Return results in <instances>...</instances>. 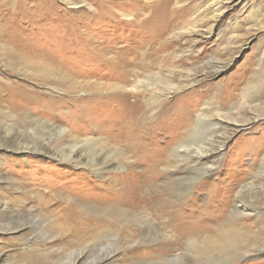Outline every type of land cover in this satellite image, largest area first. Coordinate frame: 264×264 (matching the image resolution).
Wrapping results in <instances>:
<instances>
[{
	"label": "rangeland",
	"instance_id": "1",
	"mask_svg": "<svg viewBox=\"0 0 264 264\" xmlns=\"http://www.w3.org/2000/svg\"><path fill=\"white\" fill-rule=\"evenodd\" d=\"M66 1L0 0V111L19 113L24 122L49 123V128L22 134L29 149L37 145L19 153L13 119L11 148L0 147V264H73L80 243L102 241L82 263L94 264L105 255L101 248L114 249L115 238L122 243L136 229L132 223L79 219V225L89 226L82 225L76 237L63 202L38 203L31 191L44 194L48 188L71 193L80 202L95 197L94 191L122 205L121 196L104 181L37 151L87 148L64 138L61 128L112 147L107 159L122 161L123 167L114 169L119 183L132 182L123 176L126 171L143 176L127 205L146 206L159 231L155 247H137L133 260L264 264V251L246 258L227 254L216 261L197 259L188 245L192 238L217 233L240 188L246 198L264 203V180L257 176L264 159V0H172L164 5L161 0H71L74 7ZM178 4H185L179 7L184 13L171 21ZM216 102L229 116L217 118L221 125L213 128L203 120L196 135L212 142L213 172L193 181L191 193L187 186L193 177L174 189L164 174L171 144L196 139L189 137L192 114ZM9 182L14 190L6 187ZM96 183L107 191L94 189ZM179 191L189 194L185 204L171 200ZM138 193L152 200L150 207ZM27 213L34 216L25 218ZM247 220L243 229L254 232L257 243L262 218ZM86 231L89 237L82 238Z\"/></svg>",
	"mask_w": 264,
	"mask_h": 264
},
{
	"label": "bare ground",
	"instance_id": "2",
	"mask_svg": "<svg viewBox=\"0 0 264 264\" xmlns=\"http://www.w3.org/2000/svg\"><path fill=\"white\" fill-rule=\"evenodd\" d=\"M170 1L172 0H161L160 4L161 5L168 4ZM66 4L72 7L77 5V3L71 0L66 1ZM184 5L178 4V8ZM183 13L184 12L182 11V8H179L176 10L175 13L169 16V20L173 21L178 16L180 17L181 14ZM218 71L219 70L216 71L217 74H219ZM260 100L261 98L255 99V101H258V102ZM192 115H194L193 119L195 120V123L192 127V133H190V136H189L190 138H194V137L196 138L199 135L197 133L201 129V125H203V120L205 122H208L209 125L206 123V126H209V127L211 126L213 128V127H217L221 125L218 122L217 118L229 116V115H226V113H224L223 110L220 109L219 103L217 102L215 103V105H213V107H211V105L208 107L207 105L205 109L200 110L199 113L192 114ZM13 119H14V123H15V120L17 122L14 129L19 131V134L17 133V131L15 133V135L18 137V140L16 141L19 146L17 147L16 145L18 149L17 150L15 149V152H19V151L27 152L29 150L35 149L37 143H34L32 146L33 148L29 149L28 145L30 144V141L29 140L26 141L24 138L26 135L22 136V134L28 133L29 130H35V129L40 130V128H44V127L49 128V123L47 121H39V119H33V120H30L29 122H24L21 120L19 113L18 114L17 113L6 114V113H2L1 111H0V120L2 122V127L0 129V147L2 148L4 147L5 149L11 148L9 146L12 143V140H11L12 133H10L11 131L9 130V126L11 125V121ZM60 134L65 136L64 138H67L72 143L83 142L84 144H87V148L84 150L82 149L83 152H76L75 150L66 152L64 150H60V151H57L56 149L51 150V148L49 147H46V148L40 147L38 148L37 151L39 152L42 151L44 153H47L51 157L58 158V160L63 163H68L70 165H73L74 168L77 167L78 169L83 170V172L85 171V173L90 174L94 179H96L97 182L104 181L105 183H107V185H109V187L114 188L115 192L121 196L122 205L118 203L120 201L118 202L115 201V199H113L111 196L105 197L106 199H101L100 198L101 194H98L97 192H94V191L90 193L96 195L95 197L86 195L87 198H90L88 202H86L85 199H84V202L82 201L80 202L79 200H76L73 197V195H71V193L68 194V193H63L61 191H56L52 193L50 191H47L48 188L46 192L42 191L44 192V194H39V192L34 189L31 191V193L34 195V197H37V201L40 204H47L53 201L63 202L65 204L63 207V211L66 215L67 220H69V222H72L70 226H72L71 228L73 229V234H75L76 237L78 236L80 232V227L82 225L89 226L88 222L86 224L81 222V225H79L78 224L79 222L77 223L79 219H83V220L89 219L90 221L100 219L103 222L116 221L119 223V225H123V224L126 225L129 223L136 225V229L131 233L129 232L130 236L126 238L122 243H119L120 241H117L116 238L114 239L115 240L114 249L113 248L106 249L105 247L101 248V250L105 252V255L98 258V260L95 261L94 264H115L116 262H119V264H147V263H143L142 261L133 260V255L131 254L135 251L137 247L147 246V247L154 248L155 247L153 246L154 244L153 242L155 241L154 237L156 236V233H158L159 231L158 230L159 226L156 220L152 217V215L148 211L149 209H147L146 206L144 205L137 206L138 204L136 202V205L132 206V208L128 207L130 204H132V199H133L130 194L133 193L132 192L133 190L139 191V188H140L139 183H141L143 176L141 177L139 175H136L133 172L126 171L123 176L131 179L130 181L132 182H122L121 181L122 183L121 182L119 183V181L116 179V176L114 175V169L115 168L120 169L122 166L121 164L122 161L118 159L114 161L112 159L113 157H111L109 160L107 159L108 155H110V153L113 151L112 147L108 148V147H105L99 144L100 139H92V138H89L88 136L76 137L73 133L69 132L68 129L66 130V129L61 128ZM203 140L204 139L201 140L199 138H196L190 141L179 140L178 142H174L173 144H171L173 147H172L171 152L168 154L169 157H171V160L169 161L170 166L168 168L166 167V170L164 169L165 170L164 174L167 176L166 181L169 184L174 185L173 186L174 189L180 187L179 184L181 183V181H184L188 177L189 178L193 177L189 181L192 180V182L193 181L195 182L198 178L206 177L207 175L213 172L211 171L214 168L212 166L213 165L212 160L216 159V157L213 156L212 154L214 153L211 150L212 142L211 144H208L207 142L206 143L203 142ZM220 140L221 139H219V141ZM259 175L261 179L264 180V159L262 161L260 171L257 176ZM11 183L12 182H9L6 185V187L14 190V185ZM193 183H190V185L187 186V188L190 190V193L193 191V189L194 190L196 189L195 186L197 183H194V184ZM249 185L252 187L254 186L253 183H249ZM94 187H95L94 189H97L98 191H102V190L107 191V188H105V186L102 187L101 185H97V183L96 185H94ZM199 187L201 189V186ZM16 189H19V188H16ZM242 189H244V187L240 188V190L236 192L235 197H234V200H235L234 205L230 206L229 208L230 211L228 210V212L226 213V220L223 223L219 224L220 226L216 228V231H217L216 234L212 236V235H208L207 233V234H204L203 236L201 235V239H199L198 237H195V238H192L193 240H189L188 245L196 249L194 254L196 255L197 259L199 258V259H209V260L219 261L223 257V255L225 256L227 254L234 255V256L239 255L240 258H244V257L246 258L250 255L253 256L254 254H260L261 252L264 251V203L261 205H258L257 203H255L256 200H254L252 196H249V198L251 197L250 199L246 198L244 193L242 192ZM115 192H112V193L115 194ZM188 195L189 194L186 193V191L185 192L179 191V193L176 194L175 198L174 199L171 198V200L174 202V204L180 205L187 200ZM138 198L139 199L141 198L143 201H145L149 205V207L152 204L151 202L152 200L150 198L142 197L139 193H138ZM134 208H136V210L139 209L141 211L140 215H138V211L136 212ZM75 211L78 213V215H80L83 218L77 219V217L73 214V212ZM24 215H25L24 216L25 218H30L34 216L33 213H27ZM260 218H262V224L260 225H263V226H257L256 228L258 229L257 231L260 232V234L262 235V238L261 239L259 238L260 240L257 243L253 244L254 240H252L251 235L254 234V232H248L245 229H243V227L246 226L245 225L246 223H244V221L249 219V220H252V223H253L256 221L258 222V219ZM94 227L95 229H97L99 227V224L95 225ZM101 232L102 230L98 231V234H100ZM94 233H95V230H94ZM87 234H89V232L87 231L82 233L83 235L82 238H86V236L89 237ZM82 238H81V241L84 240ZM98 244H100V246H98ZM101 244L103 245L104 243L102 241H99V242L93 241V242H87L84 244L80 243L81 247H78V249L74 252L75 254L77 252L79 253L77 255L76 260L73 261L72 263L82 264L84 257L88 256V254H91L93 250L99 249L101 247ZM159 263H156V264H159Z\"/></svg>",
	"mask_w": 264,
	"mask_h": 264
}]
</instances>
